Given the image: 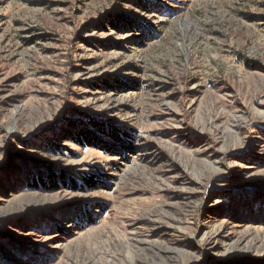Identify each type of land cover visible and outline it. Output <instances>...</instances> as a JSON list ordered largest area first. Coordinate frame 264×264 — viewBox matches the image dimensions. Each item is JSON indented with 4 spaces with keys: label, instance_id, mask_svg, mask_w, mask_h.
<instances>
[{
    "label": "rangeland",
    "instance_id": "374dc122",
    "mask_svg": "<svg viewBox=\"0 0 264 264\" xmlns=\"http://www.w3.org/2000/svg\"><path fill=\"white\" fill-rule=\"evenodd\" d=\"M147 2L0 0V264H264V0Z\"/></svg>",
    "mask_w": 264,
    "mask_h": 264
},
{
    "label": "trees",
    "instance_id": "16d2710c",
    "mask_svg": "<svg viewBox=\"0 0 264 264\" xmlns=\"http://www.w3.org/2000/svg\"><path fill=\"white\" fill-rule=\"evenodd\" d=\"M147 4L148 7L151 5V0H147ZM143 5H145V3H143ZM127 23L129 24L130 22L127 21ZM117 81V80H116ZM120 82V81H118ZM87 118V117H86ZM86 118H83L86 120ZM88 120V118H87ZM69 128H72V125L69 124ZM95 125H98L96 123L91 124V125H86L83 127H79V129L77 131L74 132V136L72 137L73 139V143H76L79 146H87L89 145L90 147H94L95 144L99 143L101 141V137L100 136H108L110 138H114L113 141L117 142L115 144V146L112 147H117L120 150H125L128 151L129 149H131L132 145H131V140L129 139V135L128 134H124V138H121V136H116V134L114 135V133L110 134L108 133V131L104 128V127H95ZM90 127V128H89ZM93 127V128H92ZM101 150L103 148H100Z\"/></svg>",
    "mask_w": 264,
    "mask_h": 264
}]
</instances>
